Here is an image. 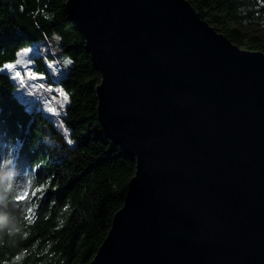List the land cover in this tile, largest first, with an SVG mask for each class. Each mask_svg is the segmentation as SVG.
Segmentation results:
<instances>
[{
	"label": "water",
	"instance_id": "1",
	"mask_svg": "<svg viewBox=\"0 0 264 264\" xmlns=\"http://www.w3.org/2000/svg\"><path fill=\"white\" fill-rule=\"evenodd\" d=\"M99 123L136 161L89 264H264V53L188 0H67Z\"/></svg>",
	"mask_w": 264,
	"mask_h": 264
},
{
	"label": "trees",
	"instance_id": "2",
	"mask_svg": "<svg viewBox=\"0 0 264 264\" xmlns=\"http://www.w3.org/2000/svg\"><path fill=\"white\" fill-rule=\"evenodd\" d=\"M201 18L224 34L240 48L264 53V36L251 35L243 30L244 21L264 34V7L241 13L251 3L264 0H188ZM67 0H0V122L9 135L24 141V158L39 164L40 180L50 179L38 208L35 222L25 225L27 239L14 247L0 244V264H7L20 249H27L24 264H89L107 237L115 214L123 207L129 183L136 172V161L107 136L99 123L96 88L101 75L85 49V42L66 10ZM48 17L47 19L45 17ZM39 25V27H37ZM258 30V31H259ZM62 36V55H70L74 64L65 72H47L46 61L51 54H39L33 60L31 73L45 77L47 84L66 93L70 99L62 120L71 130L75 141L66 154L36 148L40 137L52 135L63 143L52 116L43 112L36 117L25 113V107H34L14 99L9 93L19 87L4 65L14 63L19 48L44 44L43 37ZM59 60V59H58ZM60 62V60H59ZM19 72V71H18ZM59 75L57 79H53ZM41 81V80H40ZM42 82V81H41ZM37 86L46 90L43 82ZM32 90L27 84L24 90ZM27 97V96H22ZM43 102V101H42ZM36 108L41 111V102ZM17 125H20L18 127ZM30 147V151H29ZM55 201V205L51 202ZM70 205L71 216L63 228L56 225L63 206Z\"/></svg>",
	"mask_w": 264,
	"mask_h": 264
},
{
	"label": "clouds",
	"instance_id": "3",
	"mask_svg": "<svg viewBox=\"0 0 264 264\" xmlns=\"http://www.w3.org/2000/svg\"><path fill=\"white\" fill-rule=\"evenodd\" d=\"M264 7V4L257 5L251 3L247 8H241L240 11L246 14V11H253L257 7ZM48 18L47 16L45 17ZM248 23L247 20L244 21ZM264 23V21H262ZM39 27V25H37ZM44 46L42 51L50 48L53 55L63 51L61 41L62 36L59 34H52L50 37L44 35ZM32 50L31 46H24L17 50L14 64H5L4 67L12 72L15 65L24 64L27 67L31 61H26V57ZM60 63L64 69L68 70L74 64V59L70 55H63ZM11 65L12 67H9ZM51 66V65H50ZM19 72H14L11 76L13 81L18 80ZM21 89H25V83L19 79V87L9 94L20 102L23 106V98L21 96ZM24 96H34L32 91L25 90ZM64 106L70 103V99L66 93H63ZM40 105L34 107H25V113L29 116L42 115L44 111L52 112L53 109H42L40 112L36 111ZM3 110L0 109V112ZM67 111H63V116L67 117ZM20 127V125H17ZM63 143L56 140L50 134H44L40 137L36 148L43 146L50 152L67 153L74 147L75 141L71 138V130L67 127L63 120L59 123L58 129ZM24 141L19 136L9 135L8 129L0 122V244L4 247H14L19 242L27 239L29 233L25 231V225H31L35 222V214L38 208V194L39 199L43 197L45 189L51 183L50 179L40 180L38 176L39 164L34 161H27L23 156ZM30 151V147H29ZM55 205V201L51 202ZM71 216L70 205L62 207L60 217L58 218L56 228L57 230L63 228L67 219ZM28 257L27 249H20L10 257H6L7 264H24Z\"/></svg>",
	"mask_w": 264,
	"mask_h": 264
},
{
	"label": "rangeland",
	"instance_id": "4",
	"mask_svg": "<svg viewBox=\"0 0 264 264\" xmlns=\"http://www.w3.org/2000/svg\"><path fill=\"white\" fill-rule=\"evenodd\" d=\"M243 30L246 32H249V34H251V35H258V36L263 35L264 36L262 31H260L256 27L251 26L249 23L243 24ZM30 46L32 47V50L28 53V55L26 57H23V59H25L26 61H31V63L27 64V67H25L24 64H20V65H15L12 72H9L8 69H6L5 67H4V71H7L11 75H13L14 72L19 71V73H20L19 79H22L25 84H27L30 88H32V90L29 89L28 91H32L34 93V96L22 97L23 101L29 103L31 106H35L40 101L42 104L41 105L42 109H48V108L53 109L52 112H47V111H44V112L51 115L54 123L59 127V123L63 117V111H65L66 106H67V105H65L63 110L61 109V105L64 104V98H61L60 90H58V88L54 87L51 84H47L45 77L43 78V77H39L36 75L29 76L28 73L32 72L30 68L33 66V60L35 57L39 56V54H46V55L51 54L53 58H57L59 60L61 59V57L63 55L61 53H57V54L53 55L51 53L50 48H48L45 51H42V47L44 46V44H42V43L32 44ZM241 49L248 50L246 48H241ZM53 62L55 63L54 60H53ZM10 64H14V63H10ZM64 71L65 72L61 75V77L66 76L69 72V69L68 70L64 69ZM58 77H60V76L55 75L53 77V79H55V78L57 79ZM19 79L16 80V82H18ZM40 80L43 82V84H45V86L47 88L46 90H42L37 86V84L38 85L40 84L39 83V82H41ZM21 96H23V93Z\"/></svg>",
	"mask_w": 264,
	"mask_h": 264
},
{
	"label": "built area",
	"instance_id": "5",
	"mask_svg": "<svg viewBox=\"0 0 264 264\" xmlns=\"http://www.w3.org/2000/svg\"><path fill=\"white\" fill-rule=\"evenodd\" d=\"M55 63L53 60H47L46 61V68L47 72L52 76L54 73L62 72L63 68L57 58L54 59ZM51 65V66H50ZM62 91L60 90V95Z\"/></svg>",
	"mask_w": 264,
	"mask_h": 264
},
{
	"label": "snow or ice",
	"instance_id": "6",
	"mask_svg": "<svg viewBox=\"0 0 264 264\" xmlns=\"http://www.w3.org/2000/svg\"><path fill=\"white\" fill-rule=\"evenodd\" d=\"M9 67H12L11 65H9ZM20 75V73H19ZM29 76H34L35 74L34 73H28Z\"/></svg>",
	"mask_w": 264,
	"mask_h": 264
}]
</instances>
